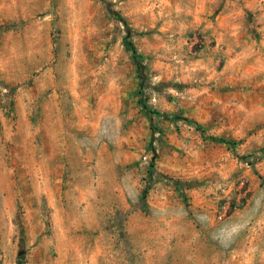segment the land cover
I'll return each mask as SVG.
<instances>
[{
    "label": "rangeland",
    "instance_id": "1",
    "mask_svg": "<svg viewBox=\"0 0 264 264\" xmlns=\"http://www.w3.org/2000/svg\"><path fill=\"white\" fill-rule=\"evenodd\" d=\"M0 264H264V0H0Z\"/></svg>",
    "mask_w": 264,
    "mask_h": 264
},
{
    "label": "trees",
    "instance_id": "2",
    "mask_svg": "<svg viewBox=\"0 0 264 264\" xmlns=\"http://www.w3.org/2000/svg\"><path fill=\"white\" fill-rule=\"evenodd\" d=\"M123 43H124V46H125L126 49H129L134 55L136 54L135 49H134L133 46H132V45L126 40V38H123ZM142 107H143L144 109H147L146 106H145L144 104H142ZM147 111H148V112H151L152 110L147 109ZM155 113L158 114V112H156V111H155ZM184 119H186L188 122H192V123H194V127H195L196 129L201 130V126H200L198 123L194 122V121L191 120V119H187V118H184ZM201 131H202V130H201ZM210 138L213 139V140L219 141V142H227V140L224 139V138H222V137L215 138V137H213V136H210ZM145 192H146V191L143 190L142 199H143V197H144V195H145Z\"/></svg>",
    "mask_w": 264,
    "mask_h": 264
},
{
    "label": "built area",
    "instance_id": "3",
    "mask_svg": "<svg viewBox=\"0 0 264 264\" xmlns=\"http://www.w3.org/2000/svg\"><path fill=\"white\" fill-rule=\"evenodd\" d=\"M222 215H218V218L221 219Z\"/></svg>",
    "mask_w": 264,
    "mask_h": 264
},
{
    "label": "crops",
    "instance_id": "4",
    "mask_svg": "<svg viewBox=\"0 0 264 264\" xmlns=\"http://www.w3.org/2000/svg\"><path fill=\"white\" fill-rule=\"evenodd\" d=\"M263 200V199H262ZM262 200H259V202H261Z\"/></svg>",
    "mask_w": 264,
    "mask_h": 264
}]
</instances>
